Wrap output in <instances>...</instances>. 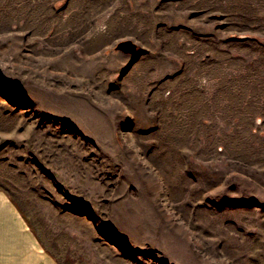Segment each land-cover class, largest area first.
I'll list each match as a JSON object with an SVG mask.
<instances>
[{
	"label": "rangeland",
	"instance_id": "1",
	"mask_svg": "<svg viewBox=\"0 0 264 264\" xmlns=\"http://www.w3.org/2000/svg\"><path fill=\"white\" fill-rule=\"evenodd\" d=\"M0 191L61 264H264V0H0Z\"/></svg>",
	"mask_w": 264,
	"mask_h": 264
},
{
	"label": "crops",
	"instance_id": "2",
	"mask_svg": "<svg viewBox=\"0 0 264 264\" xmlns=\"http://www.w3.org/2000/svg\"><path fill=\"white\" fill-rule=\"evenodd\" d=\"M0 264H61L4 191H0Z\"/></svg>",
	"mask_w": 264,
	"mask_h": 264
},
{
	"label": "water",
	"instance_id": "3",
	"mask_svg": "<svg viewBox=\"0 0 264 264\" xmlns=\"http://www.w3.org/2000/svg\"><path fill=\"white\" fill-rule=\"evenodd\" d=\"M116 50L124 54L136 55L138 53L137 45L130 40L121 41L117 44Z\"/></svg>",
	"mask_w": 264,
	"mask_h": 264
}]
</instances>
